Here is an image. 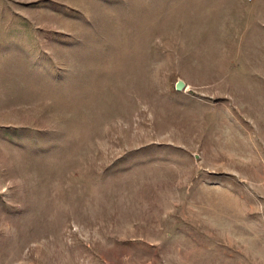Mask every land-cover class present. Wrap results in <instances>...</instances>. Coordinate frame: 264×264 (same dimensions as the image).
<instances>
[{
    "label": "rangeland",
    "instance_id": "1",
    "mask_svg": "<svg viewBox=\"0 0 264 264\" xmlns=\"http://www.w3.org/2000/svg\"><path fill=\"white\" fill-rule=\"evenodd\" d=\"M0 264H264V0H0Z\"/></svg>",
    "mask_w": 264,
    "mask_h": 264
},
{
    "label": "water",
    "instance_id": "2",
    "mask_svg": "<svg viewBox=\"0 0 264 264\" xmlns=\"http://www.w3.org/2000/svg\"><path fill=\"white\" fill-rule=\"evenodd\" d=\"M174 87L176 91L180 92L186 88V85L182 80H177Z\"/></svg>",
    "mask_w": 264,
    "mask_h": 264
}]
</instances>
